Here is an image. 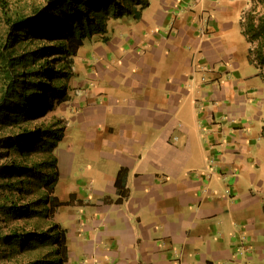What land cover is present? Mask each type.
<instances>
[{"label": "crops", "instance_id": "1", "mask_svg": "<svg viewBox=\"0 0 264 264\" xmlns=\"http://www.w3.org/2000/svg\"><path fill=\"white\" fill-rule=\"evenodd\" d=\"M247 2L149 0L80 47L55 150L59 181L72 179L55 193L67 202L54 217L64 264H264L253 143L211 121L264 95L241 27Z\"/></svg>", "mask_w": 264, "mask_h": 264}, {"label": "trees", "instance_id": "2", "mask_svg": "<svg viewBox=\"0 0 264 264\" xmlns=\"http://www.w3.org/2000/svg\"><path fill=\"white\" fill-rule=\"evenodd\" d=\"M248 5L242 32L264 81V0ZM148 6L149 0H47L31 16L7 17L11 30L0 47V223L8 231L0 233V262L24 264L25 256L32 258L27 264L67 261L66 231L54 221L67 205L55 195V150L65 127L59 120L40 127L34 118L68 100L66 85L86 41L106 40L110 20L139 18ZM24 38L28 48L13 49Z\"/></svg>", "mask_w": 264, "mask_h": 264}, {"label": "rangeland", "instance_id": "3", "mask_svg": "<svg viewBox=\"0 0 264 264\" xmlns=\"http://www.w3.org/2000/svg\"><path fill=\"white\" fill-rule=\"evenodd\" d=\"M3 2H0V47L5 43L6 38H7V32L11 30V26L9 25V22H7V17L11 18L12 20L20 17V16H31L34 14V11L37 10L38 8H41L45 5L47 0H2ZM249 2L246 3L245 7H249ZM244 7V8H245ZM246 8V9H247ZM12 33V32H11ZM28 44L26 43V38H24L21 42V44H14L12 45L13 49L15 50H22V49H27ZM84 59V58H83ZM79 63V62H77ZM74 65L72 66V71H74ZM73 74V73H72ZM74 76V74H73ZM73 78V77H72ZM48 80L50 79V76L47 78ZM46 79V80H47ZM47 80V81H48ZM73 79L68 80V83L66 85V89H69L70 82ZM1 85V81H0ZM67 89V97L68 99L70 98L69 93ZM264 98V95H257L256 92H252L250 95L246 96V103L244 105L245 107V113L243 114L242 111L240 114L236 113L232 109H227V113H223L220 116L216 115V118L212 119L211 121L213 122L212 125L216 124H228V123H234L235 126H238V132L240 134H243L247 140L248 143L251 145L253 143V150L256 154V159L258 160L257 166L259 169H257L258 173L260 176L264 179V139L261 136V129L263 125V120H264V106L259 107V102ZM62 105V104H61ZM60 106H55L53 109L49 110L46 114L43 115H38L35 117V124L39 125L40 127H45L47 125H51L58 120L62 122L61 120V109L62 107ZM239 108V107H237ZM259 111L263 113L262 116L259 115ZM202 119V118H201ZM204 125V123H203ZM207 126V125H206ZM205 130H208L207 127L204 128ZM65 143L61 146H64ZM74 151H77L74 149ZM78 154V153H77ZM82 158L79 159L80 165L78 168L73 167L72 171L70 174L72 176H75L77 178L80 177L81 172L86 170L90 163L88 161L91 159L92 155L88 157L87 151L83 150L81 151ZM18 157V156H17ZM78 162H75V165ZM87 164V167H85ZM97 162L96 164L94 163V167H97ZM88 173V172H86ZM67 176V174L65 175ZM72 182V179L64 177L59 181L58 186L56 187L55 193L60 197V198H65L67 196L66 194V188L68 187V184ZM264 190V187H263ZM263 196H264V191H263ZM263 221H264V216L262 215ZM1 219V218H0ZM262 221V222H263ZM0 233H4L8 231V228L4 226L3 223H0ZM4 250L0 248V255L2 254ZM32 259L31 257L25 256L23 258V263L27 264V260ZM27 262V263H26ZM0 264H14V262H0Z\"/></svg>", "mask_w": 264, "mask_h": 264}]
</instances>
